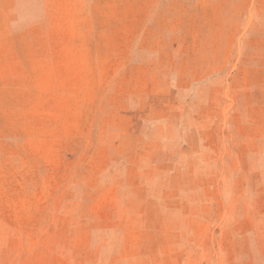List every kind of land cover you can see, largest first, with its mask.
<instances>
[{
  "label": "rangeland",
  "instance_id": "374dc122",
  "mask_svg": "<svg viewBox=\"0 0 264 264\" xmlns=\"http://www.w3.org/2000/svg\"><path fill=\"white\" fill-rule=\"evenodd\" d=\"M0 264H264V0H0Z\"/></svg>",
  "mask_w": 264,
  "mask_h": 264
}]
</instances>
